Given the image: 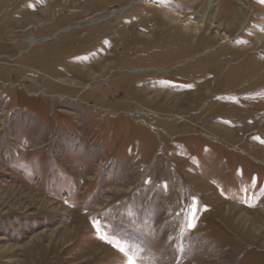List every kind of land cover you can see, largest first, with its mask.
Returning <instances> with one entry per match:
<instances>
[{
  "label": "rangeland",
  "instance_id": "374dc122",
  "mask_svg": "<svg viewBox=\"0 0 264 264\" xmlns=\"http://www.w3.org/2000/svg\"><path fill=\"white\" fill-rule=\"evenodd\" d=\"M261 79L264 0H0V264H264Z\"/></svg>",
  "mask_w": 264,
  "mask_h": 264
},
{
  "label": "bare ground",
  "instance_id": "6f19581e",
  "mask_svg": "<svg viewBox=\"0 0 264 264\" xmlns=\"http://www.w3.org/2000/svg\"><path fill=\"white\" fill-rule=\"evenodd\" d=\"M188 26H189V25H188ZM185 27H186V26H185ZM31 42H32V40H31ZM242 74H243V73H242ZM261 80H263V82H264V79H261ZM259 81H260V79H259ZM261 82H262V81H260V85L262 84ZM258 84H259V83H258ZM258 84L256 83L255 85H254V84H253V85H254V87H258V86H256V85H258ZM259 90H260V89H259ZM263 91H264V90H263ZM258 93H259V92H258Z\"/></svg>",
  "mask_w": 264,
  "mask_h": 264
}]
</instances>
